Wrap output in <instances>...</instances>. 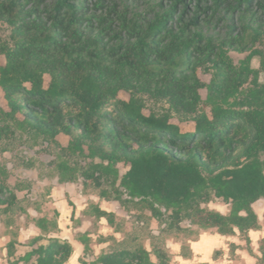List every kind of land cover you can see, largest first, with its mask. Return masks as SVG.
Here are the masks:
<instances>
[{"label":"trees","instance_id":"trees-1","mask_svg":"<svg viewBox=\"0 0 264 264\" xmlns=\"http://www.w3.org/2000/svg\"><path fill=\"white\" fill-rule=\"evenodd\" d=\"M137 1L0 0V23L10 30L9 39L0 34V88L9 108L1 109L0 139L15 138L14 125L59 148L67 157L58 164L61 183L76 181L80 167L84 184L101 191L105 180L114 186L119 177L124 197L99 196L173 208L167 227L168 219L187 217L222 235L257 229L252 205L264 199V48L256 46H264V0H156L141 9ZM256 10L262 15L254 23L234 18ZM212 23L227 25L224 39L204 34ZM230 48L250 53L236 65ZM254 56L261 57V70L251 67ZM199 70L210 74L208 82ZM145 96L169 110L147 113ZM175 117L192 130L183 131ZM60 134L69 138L66 147ZM81 156L100 162L74 160L78 168H72L68 158ZM120 163L129 167L121 177ZM212 196L230 201V212L202 207ZM20 207L0 178V212L14 215ZM96 213L113 223V214ZM163 232L150 234L151 252L137 232L93 264H167ZM42 239H33L17 262L68 261V241L44 245ZM256 264H264V252Z\"/></svg>","mask_w":264,"mask_h":264},{"label":"crops","instance_id":"crops-1","mask_svg":"<svg viewBox=\"0 0 264 264\" xmlns=\"http://www.w3.org/2000/svg\"><path fill=\"white\" fill-rule=\"evenodd\" d=\"M75 182L55 183L48 195L52 199V211L49 208L45 210L40 202L35 208L26 204L30 218H27V214H5L10 217V221L6 218L0 220V264H37L33 260L28 263L22 260L17 262L32 249L31 242L37 237L43 238L40 243L44 245L51 239L68 241L73 247V252L65 264H81L82 259L87 264H93L101 254L121 247L128 230L125 228V212L119 201L89 194L87 186L82 183V190L78 191L79 197L73 198L75 206H71L67 195L73 196ZM18 198L20 200V196ZM213 204L210 209L222 214L230 212L228 205H223L221 201ZM252 207L258 216L259 227L248 231L247 245L250 248L245 246L240 238H234L241 234L237 228V235L234 237L202 231L196 239L190 240L186 255L182 252V246L175 249L167 242V264H256L258 258L263 256L259 242L264 241V199L258 200ZM99 210L113 214V223H110L107 217L99 216L96 213ZM39 220H44L46 229L38 224ZM26 221L29 223H25ZM152 232L158 234L156 231ZM87 246L89 249L86 252ZM144 246L149 252L152 251V246L147 245V241ZM151 260L158 262L154 254H151Z\"/></svg>","mask_w":264,"mask_h":264},{"label":"rangeland","instance_id":"rangeland-1","mask_svg":"<svg viewBox=\"0 0 264 264\" xmlns=\"http://www.w3.org/2000/svg\"><path fill=\"white\" fill-rule=\"evenodd\" d=\"M158 1V0H157ZM156 0H138L137 3L140 4V9L146 7V4L154 5ZM262 12L256 10L253 16L246 15H236L234 18H240V22L254 23L257 18H260ZM239 24V23H238ZM238 28V27H237ZM202 30L206 36H211L215 39H224L227 36V25L212 23L211 25L203 26ZM0 34L4 39H9L10 30L7 24L0 23ZM257 48H264L263 45L258 44ZM250 53V49L244 52L234 50L232 48L228 49L227 55L229 59L236 65H240L242 60ZM260 60L261 57L254 56L251 60V67L257 70L260 69ZM5 58L0 55V67L4 65ZM199 76L206 82L211 78L210 74H207L199 70ZM260 82H264V72L259 74ZM49 76H46L45 82L48 83ZM202 96L206 97V90L201 91ZM122 97L128 98V94L125 92L121 93ZM147 107L145 111L148 113L150 109H153L158 112H164L169 110V105L163 101H157L149 97H144ZM1 109L8 111L7 101L4 98L3 92L0 88V124L5 122L1 114ZM22 118V116H20ZM174 122L180 124L183 131L192 130V123L190 122H181L178 117L173 119ZM15 138L0 139V178L5 180L8 186L16 193L17 196H20V209L17 212V215L27 214V218H30V214L27 211V205L31 208H35L37 203L41 202V207L45 210L48 208L52 211V199L48 197L52 191L55 183L59 181L60 174L58 164H61L64 159L67 157L60 154L59 148L50 147L46 141L42 139L34 138L29 136L24 130L18 127H14ZM68 136L60 134L57 137V141L61 146L66 147L68 145ZM71 167L78 168L79 166H84L92 162H100L99 159H91L88 157H78L75 159L68 158ZM74 160H77L74 161ZM260 161L262 162L264 168V155H260ZM77 165V166H76ZM76 166V167H75ZM120 170L119 176L121 177L127 170L128 166L120 163L118 165ZM61 169V168H60ZM81 167L77 169L76 182L73 183V196L67 195V201L71 206H75L73 203L74 197H79L78 191L82 190L83 179L80 176ZM89 194H96L99 196L100 192H107V197H116L123 196V188L120 186V178L115 182V185L112 186V183L108 180L104 181L103 190L96 189L91 185H87ZM84 190V189H83ZM72 198V200H71ZM118 201V200H116ZM221 201L223 205H228L232 208L230 201H225L222 198H216L212 196V199L209 202L202 203L201 206L204 208L210 209V206H214L213 202L216 203ZM24 202V204H23ZM146 202V203H145ZM46 203V204H45ZM120 203V202H119ZM27 204V205H26ZM149 204H153L155 208H158L162 215L155 214L151 211ZM212 204V205H210ZM121 208L125 212V228L128 230L127 235L137 234L139 232L140 243L145 245L152 246V239L150 234L152 231L158 232L156 235H159L161 231L163 232L162 238L163 243L167 245V242L170 246L179 248L182 246V252L186 255V251L190 245V240L196 239L202 231L207 232H217L216 229H202L197 225H193L190 222V219L187 217H180L179 219L174 217L173 219H168L170 226L167 227L166 219L172 217L174 209L166 208L164 205L157 203L153 199H147V201H137L134 198L129 199V203L122 205ZM42 208V212H44ZM213 208V207H212ZM213 210V209H211ZM0 212V220L3 221L5 218L10 221V217L6 216ZM19 216L17 218L19 219ZM124 218V217H123ZM0 221V222H1ZM31 221V220H29ZM168 222V221H167ZM2 223V222H1ZM25 223H29L26 221ZM239 230V229H238ZM240 231V230H239ZM218 233V232H217ZM240 235H237L236 232L230 234V236L240 240L244 243L245 246L248 244V232H241ZM220 234V233H219ZM126 235V236H127ZM234 246V244H233ZM260 250L264 252V241L259 242Z\"/></svg>","mask_w":264,"mask_h":264}]
</instances>
